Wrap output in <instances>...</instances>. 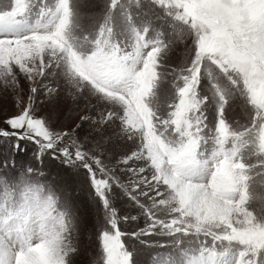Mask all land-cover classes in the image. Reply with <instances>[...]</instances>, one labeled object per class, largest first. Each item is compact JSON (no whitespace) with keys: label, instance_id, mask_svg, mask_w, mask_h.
<instances>
[{"label":"snow or ice","instance_id":"6c2138e0","mask_svg":"<svg viewBox=\"0 0 264 264\" xmlns=\"http://www.w3.org/2000/svg\"><path fill=\"white\" fill-rule=\"evenodd\" d=\"M0 88V264H264V0H0Z\"/></svg>","mask_w":264,"mask_h":264},{"label":"rangeland","instance_id":"374dc122","mask_svg":"<svg viewBox=\"0 0 264 264\" xmlns=\"http://www.w3.org/2000/svg\"><path fill=\"white\" fill-rule=\"evenodd\" d=\"M178 62V58H174L173 63ZM21 84L25 89V95L27 94V84L22 80ZM39 112L37 115L45 116L50 115L52 119L55 120L53 127L59 128L61 126V121H64V127H72L73 124L78 120L83 104L81 103L79 108H74L73 102L61 95L60 99L57 101L55 108L45 101L43 104H38ZM70 109L73 111L70 113ZM17 108L15 106V101L13 99V94L7 92L0 88V120L5 116H12L17 114ZM0 127L7 128V125L0 123ZM23 143V142H22ZM29 152H31L33 145L27 144ZM19 163H24L23 158H18ZM127 240V238H125Z\"/></svg>","mask_w":264,"mask_h":264}]
</instances>
